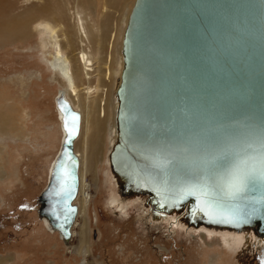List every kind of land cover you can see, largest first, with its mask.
I'll return each mask as SVG.
<instances>
[{"label": "water", "instance_id": "obj_1", "mask_svg": "<svg viewBox=\"0 0 264 264\" xmlns=\"http://www.w3.org/2000/svg\"><path fill=\"white\" fill-rule=\"evenodd\" d=\"M123 52L120 143L111 159L127 189L162 206L195 203L190 225L255 223L264 236V181L223 195L212 210L189 194L198 185L218 190L233 165L262 151L264 0H135ZM58 101L68 131L39 211L69 240L77 217L80 113L61 95ZM62 163L70 172L63 192Z\"/></svg>", "mask_w": 264, "mask_h": 264}, {"label": "rangeland", "instance_id": "obj_2", "mask_svg": "<svg viewBox=\"0 0 264 264\" xmlns=\"http://www.w3.org/2000/svg\"><path fill=\"white\" fill-rule=\"evenodd\" d=\"M11 1L16 6L14 14L29 12L32 19L42 17L36 7L47 2ZM69 1L74 6L73 0ZM46 18L55 22L56 17L48 14ZM53 34L46 35L50 43L46 50L41 47L38 31L0 44V112H6L11 120L10 133L0 134V263L264 264V236L254 230L245 232L255 237L239 242L228 237L230 243L224 242L221 234L211 236L204 229H193L196 226L189 221L184 227L174 222L155 224L140 199L130 203L125 213L118 212L108 203L114 189L106 161L110 137L96 176L91 172L86 176L92 190L87 211L89 254L84 256L70 248L80 246L79 237L71 234L67 244L59 231H49L40 216L39 196L48 185L50 165L61 145L57 98L65 89L63 79L49 65ZM58 35L65 45L62 32ZM76 53L74 48L66 49L68 55ZM180 210L188 212L186 207Z\"/></svg>", "mask_w": 264, "mask_h": 264}, {"label": "bare ground", "instance_id": "obj_3", "mask_svg": "<svg viewBox=\"0 0 264 264\" xmlns=\"http://www.w3.org/2000/svg\"><path fill=\"white\" fill-rule=\"evenodd\" d=\"M46 1L45 4L36 7L37 12L42 17L32 19L29 12L14 14L16 6L11 0H0V44L16 38L28 37L33 31H38L41 47L46 50L50 44L46 35L54 33V43L51 44L49 53L52 61L49 65L51 71L59 75L65 83V89L61 90L59 95L64 97L74 110L78 111L67 99L68 97L74 105L79 107L78 109L82 113L81 119V113L78 111L80 113L79 131L74 139V152L79 162V187L74 200L77 206V217L71 228L72 237H79L80 246L71 245L70 248L76 249L84 256L89 254L87 211L92 198V190L91 185L86 181V176L87 172L94 175L97 173V165L104 156L108 137H110V146H108L106 161L109 164L110 182L114 184L108 203L111 206L115 205L118 212L125 213L127 209L129 210L130 203L140 199L142 206L147 208L149 213L147 216L153 223L162 224L166 222L171 224L174 222L177 226L184 227L185 223L188 224L192 210L194 211L196 207L195 203L191 202L186 208L188 212L184 214L179 212L182 204L169 203L166 204L167 206H162L154 197L151 198L149 195L146 197V194L144 197L138 195L137 190L133 187L127 189L125 186L126 179H122L114 169L111 159V152L120 143L118 128L120 101L117 91L123 81L125 68L124 40L135 0H73L74 6L72 7L69 0ZM50 5L53 6L52 9ZM48 14L55 15L54 21L56 23L46 18ZM59 32H62L65 45H62L59 40ZM70 47L74 48L77 53L74 55L66 54V49ZM107 55L110 57L108 58ZM117 64L118 68L116 69ZM107 78L108 82L106 81ZM61 108L58 106L62 140L50 165V178L68 131L65 121L66 113ZM10 123L11 120L7 113L0 112V134L7 133L8 135L10 133L8 131ZM80 129L81 135L80 140H78ZM50 178L48 179L50 180ZM162 212L167 214L162 215ZM196 216L199 217V215ZM42 221L50 232L56 231L48 218L42 217ZM253 224L255 223L234 226L226 225L222 221H210V224L199 221V224L194 225L196 228L193 229H204L211 236L221 234L224 242L229 241L231 243V239L228 237H232L234 242H239L245 237H255V234L245 232L247 229L254 230Z\"/></svg>", "mask_w": 264, "mask_h": 264}, {"label": "snow or ice", "instance_id": "obj_4", "mask_svg": "<svg viewBox=\"0 0 264 264\" xmlns=\"http://www.w3.org/2000/svg\"><path fill=\"white\" fill-rule=\"evenodd\" d=\"M75 119V117H71L72 127H69L70 135L75 134ZM260 147L262 151L259 153L258 159L249 157L233 165L218 190H212L207 185H198L192 186L189 189V194L199 195L206 208L212 210L213 207L220 203L223 195L234 196L238 192L243 191L249 183L257 179L264 181V139L261 140ZM59 168L60 175L63 178L61 186V192H63L64 185H66L67 180L70 178V172L63 163Z\"/></svg>", "mask_w": 264, "mask_h": 264}]
</instances>
